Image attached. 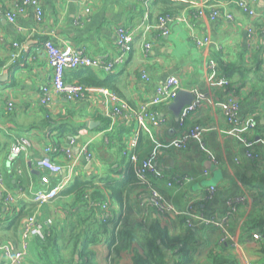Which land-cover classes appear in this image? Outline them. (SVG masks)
<instances>
[{"label":"crops","instance_id":"obj_1","mask_svg":"<svg viewBox=\"0 0 264 264\" xmlns=\"http://www.w3.org/2000/svg\"><path fill=\"white\" fill-rule=\"evenodd\" d=\"M204 1L42 0L43 22L37 25L34 7H27L21 14L15 12L16 21L11 23L6 15L13 13L22 0H0V77L8 72L6 82L0 84V178L5 193L17 198V204L11 206H3L0 201V241L17 246L20 224L16 231L8 230L9 224L16 215L23 220L35 215L44 227L57 234L65 251L73 248L68 242L70 235L87 229L90 239L100 240L90 247L95 264H132L135 252L144 253L140 232L145 229L141 228L145 219L148 224L160 223L172 237H190L191 264H214L216 257L231 258L237 264H261L260 244L252 236L258 231L254 221L264 215V196L261 189L244 185L241 178L257 172L256 165L245 156V142L264 138V0L254 5L256 17L230 9L232 20L217 21L197 16L194 3ZM86 9L91 10L89 15L85 14ZM167 16L181 20H176L168 35L155 28L160 18ZM121 30L134 38L133 51L122 70L66 74L70 85L82 84L91 75L99 80L118 75L116 94L83 84L84 92L74 102L62 96H54L53 103L43 102L41 90L52 81L44 48L47 40L60 49L70 47L106 63L118 54L116 41ZM250 30L255 33L253 47L248 46ZM145 45L151 47L148 53ZM144 73L148 81L142 79ZM172 77L199 102L188 118H177L170 110L171 103H149L158 88ZM112 95L119 101L113 100ZM230 99L239 102V126L229 123L225 114ZM120 102L134 109L148 106L162 126L149 122L129 125L131 134L114 125L106 130L104 121ZM197 126L204 131L206 148L194 140L184 151L173 146ZM135 133L141 137L139 146H127ZM18 141L27 146L28 152L13 160L11 148ZM87 141L91 142L90 152L94 155L91 161L81 153ZM45 147L56 150L52 163L62 169L58 175L48 174V186L41 182L45 173L40 163L45 158ZM124 148L137 154L139 160L152 161L155 188L179 210L193 202L195 210L205 217L222 219L231 203L240 199L226 227L235 243H221L218 229H188L184 219L161 215L151 206L146 188L127 187L121 201L117 200L109 188L116 183L122 185L133 167L131 156L124 157ZM257 150L264 155L263 145L258 144ZM182 177L189 181L179 185L176 180ZM76 179L92 181L90 193H102L107 200L106 210L97 209L99 222L100 216L102 219L107 214L113 216L114 223L122 216V206L130 208L128 226L134 230L136 241L128 249L110 257V235L97 232L92 200L64 194ZM61 186L55 200L43 205L34 202V192ZM211 187L216 189L215 195L206 202L204 196ZM24 264H45L34 243H30Z\"/></svg>","mask_w":264,"mask_h":264},{"label":"built area","instance_id":"obj_2","mask_svg":"<svg viewBox=\"0 0 264 264\" xmlns=\"http://www.w3.org/2000/svg\"><path fill=\"white\" fill-rule=\"evenodd\" d=\"M150 2L151 0H146ZM170 1H182V0H170ZM258 0H205L203 3L196 4L197 16L200 18H208L212 21H217L220 18H226L227 20H232L233 15L230 9H238L241 13L248 15L249 17H256V11L254 5ZM42 0H22L20 5L15 6V11L13 13H8L7 20L11 23L16 21V13L21 14L25 12V9L29 6L35 8L36 11V23L41 25L43 22V11L41 6ZM149 7V6H148ZM91 13L90 9H86L85 14L89 15ZM176 20L181 21L179 18L163 17L160 18L159 22L155 25V28L168 35L172 25ZM255 33L250 30L248 46L253 47L256 45L254 40ZM117 56L110 60L109 62L103 63L97 61L94 58L83 55L81 52H77L72 48L60 49L52 41L48 40L44 44V48L47 51L49 64L52 69V81L48 87H43L41 90L43 102L53 103L54 96H62L68 102H74L79 99L84 92V87L80 84H68L66 82V74L69 72L82 71L84 69L99 70L101 73H114L116 71L122 70L126 64L129 55L133 51L134 38L131 34L121 30L117 35ZM198 46H202L198 43ZM150 45H145V51L148 53ZM264 67V64H263ZM142 79L148 81V76L146 73L143 74ZM182 90L180 82L172 77L168 79L161 87L158 88L153 99L149 102L151 106H162L172 103V101L177 96L178 92ZM112 99L119 101L116 96L112 95ZM199 102L197 99L194 100L191 106L184 109L182 115L184 118L193 113L198 107ZM12 107L11 104L8 106ZM239 102L230 99L225 110V114L228 117V121L236 126L241 125L238 119L239 115ZM181 115V116H182ZM109 118H117L124 121L128 125L143 126L146 123H150L155 127L162 126V121L159 120L156 114L151 112L147 107H140L138 109L132 108L126 102H120L118 109L108 116ZM138 140V133H135L127 146L135 147ZM190 140L197 141L202 148H206L204 140V131L199 126L193 127L189 132H187L179 141L175 142L173 146L182 151L186 150ZM90 141H87L82 147L81 153L84 157L91 161L94 155L90 152ZM258 144L264 146V138L260 137L258 140L251 138L245 142V156L249 159H260V156L256 154V149ZM28 148L24 143L18 141L11 148V159L15 160L23 155H26ZM56 150L51 147H45L44 153L45 158L40 163L42 171L45 173L41 182L43 185L48 186L50 184V179L48 174L58 175L61 173L62 169L57 165L52 163L51 156ZM66 153L70 156V151L66 150ZM131 153V152H130ZM131 161L133 163V173L134 175L143 183L145 188L150 192L151 206L155 208L161 215H172L184 219V224L188 229L196 228H215L221 232V243H226L231 241L235 243V239L229 235L227 232V225L232 218V215L237 211V206L240 203V199H237L231 203L230 211L222 218H207L202 213L197 212L194 207L193 202H189L183 210L177 209L169 201H167L156 189L153 188L151 184L150 176L154 173V168L152 161L150 159L139 160L137 155L131 154ZM76 164V163H75ZM188 177H182L176 181L180 184L189 181ZM61 187L53 189H43L33 193L34 202L40 205L46 204L50 201L55 200L60 191ZM216 189L211 187L207 194L204 196V201H211L215 195ZM0 195L4 199L5 204L11 206L17 204V198L13 195H8L4 190L3 180L0 178ZM108 208V204L102 206L103 210ZM105 213V212H104ZM44 225L35 217V215H30L22 221L21 225V235L17 246H14L10 242L0 241V256L4 260L5 264H24L27 260L30 250V243L36 237H42L44 232ZM252 240L255 242L264 241V234L256 232L252 236Z\"/></svg>","mask_w":264,"mask_h":264},{"label":"trees","instance_id":"obj_3","mask_svg":"<svg viewBox=\"0 0 264 264\" xmlns=\"http://www.w3.org/2000/svg\"><path fill=\"white\" fill-rule=\"evenodd\" d=\"M170 1V0H169ZM173 2V1H170ZM264 29V24L262 25V30ZM48 41V40H47ZM46 41V42H47ZM45 42V43H46ZM44 43V44H45ZM90 70V69H84ZM82 70V71H84ZM118 75L112 74L105 80H99L95 78L93 75L89 76L88 78L82 81V84L88 85L94 88L100 89H108L112 93H117L116 88V78ZM84 85V86H85ZM105 129L111 128L114 125V128H119L121 130H126L128 134H131V128L129 125L126 124L124 121L117 119L116 121L112 118H108L104 121ZM113 128V129H114ZM141 142L138 138L136 147L139 146ZM124 157H130L132 153L128 152L123 149ZM259 155L260 159H249L256 165L257 172L253 171L251 175H243L241 180L243 181L244 185L248 187H255L257 189H261L263 196H264V155L261 154L259 150L256 149V153L254 155ZM137 155V154H133ZM261 166V167H259ZM260 168L261 171L260 172ZM133 167L130 168V175H128L125 182L121 185V183H116L109 188L112 195L119 201H121L123 194L126 192L127 187L132 188H145L143 183L134 175ZM150 179L151 176H150ZM151 184L154 189L155 185L151 180ZM181 185L180 183H178ZM93 186L92 181H83L80 179H76L74 185L71 189L64 192V194H73L76 197L83 199V198H90L92 200L93 214L96 216H92L94 218V222L98 224L97 232H103L110 235L108 240V247L110 250V257L116 256L120 254L121 251L128 249L135 241L136 237L132 231V229L128 226V213L130 212V208L128 206H122V216L116 222L112 223L111 217L107 214L104 218L101 219L100 222L98 221L97 209L99 212L103 211L102 206L107 204V200L103 198L102 193L99 194H91L90 189ZM157 190V189H156ZM60 195V193H59ZM58 195V197H59ZM98 196V198H96ZM57 197V198H58ZM4 206V199L0 200ZM109 207V204H108ZM16 213V211H14ZM13 213V214H14ZM17 214V213H16ZM15 214V215H16ZM101 214V213H100ZM14 215V216H15ZM13 216V217H14ZM30 216V215H29ZM27 216V217H29ZM25 217V218H27ZM23 219L19 215H16L11 223L8 226V230L14 229L17 230L18 225L20 224V228L22 225ZM144 225L141 228H145L143 232H140L142 238V248L144 250L143 254L135 252L133 257L132 264H191L193 258V250L192 244L193 241L188 238L180 239L176 237H172L166 228H163L160 223L154 221L152 224L146 223L144 219ZM255 228L258 229L257 232L264 234V215L259 217L254 221ZM112 226V229L110 227ZM94 236L97 235L96 232H93ZM5 242H9L3 240ZM68 242L70 246L73 248H69V252L65 251L66 249L62 248L59 245V241L57 238V234L54 233L49 227L44 228L43 236L34 238L31 243H34L39 250V256L42 262L45 264H95V255L92 251H90V247L97 245L100 243V240L97 237H93L90 239V234L86 229L81 230L80 232L73 233L70 235ZM260 249L262 253V262L264 264V241L259 242ZM77 248V249H76ZM70 249L72 254H70ZM78 256V259L76 258ZM0 264H5L4 260L0 261ZM214 264H237L235 260L226 257H216L214 259Z\"/></svg>","mask_w":264,"mask_h":264},{"label":"water","instance_id":"obj_4","mask_svg":"<svg viewBox=\"0 0 264 264\" xmlns=\"http://www.w3.org/2000/svg\"><path fill=\"white\" fill-rule=\"evenodd\" d=\"M8 77V72H5V74L0 77V84H3L6 82ZM195 97L183 90H180L175 97V99L172 101L170 105V110L173 112V114L177 117L180 118L182 115V112L184 111L185 108L189 107L192 105L194 102ZM94 126V124L91 125V128Z\"/></svg>","mask_w":264,"mask_h":264},{"label":"rangeland","instance_id":"obj_5","mask_svg":"<svg viewBox=\"0 0 264 264\" xmlns=\"http://www.w3.org/2000/svg\"><path fill=\"white\" fill-rule=\"evenodd\" d=\"M29 256V255H28ZM27 260H28V257H27ZM27 260H26V263H27Z\"/></svg>","mask_w":264,"mask_h":264}]
</instances>
